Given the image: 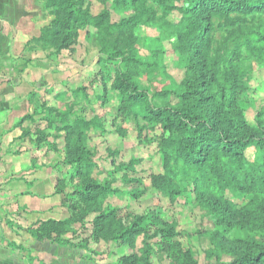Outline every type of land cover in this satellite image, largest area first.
<instances>
[{
  "label": "rangeland",
  "instance_id": "obj_1",
  "mask_svg": "<svg viewBox=\"0 0 264 264\" xmlns=\"http://www.w3.org/2000/svg\"><path fill=\"white\" fill-rule=\"evenodd\" d=\"M72 1L94 18L108 12L112 25L135 13L131 0L119 4L114 0ZM183 1L168 0L165 6L176 9ZM44 6L38 20L43 28L60 21L59 35L54 36L57 42L33 45L25 53L31 55L34 66H49L60 74L49 76V82L35 95V126L29 132L35 165L42 161L49 165L57 190L66 195L69 217L74 216L71 225L52 228L53 237L75 246L63 244L60 257L53 254V264L60 260L61 264H229L255 250L263 237L253 230L255 210L263 207L264 211V201L177 181L167 136L159 126L144 121L145 102L134 104L113 89L119 66L152 103L176 104L175 92L190 65L191 50L173 49L157 26H139L124 34L113 29L105 39L96 35L98 30L91 24L68 37L70 33H65L62 24H70L65 12ZM154 9L156 17H164V21L178 19L175 10L165 15V8ZM225 37L222 30L215 32L214 47L219 53L228 45ZM62 39L71 44L60 50ZM105 49L122 51L123 56L110 61L100 52ZM21 67L20 63L17 68ZM244 81L248 100L242 107L250 122L257 112L264 111V64L253 66ZM91 120L96 126L78 124ZM68 128L75 130L70 138ZM77 155L84 156L90 166L81 170L79 164H70ZM245 157L249 164L264 166V148H250ZM165 181L176 182L181 193L163 195L157 187ZM109 213L122 220L141 218L133 240L109 239L107 228L96 222L97 217ZM163 230L171 237L160 235Z\"/></svg>",
  "mask_w": 264,
  "mask_h": 264
},
{
  "label": "trees",
  "instance_id": "obj_2",
  "mask_svg": "<svg viewBox=\"0 0 264 264\" xmlns=\"http://www.w3.org/2000/svg\"><path fill=\"white\" fill-rule=\"evenodd\" d=\"M125 1L127 0H114L116 4ZM167 1L131 0L135 13L115 25L110 23L108 12L94 18L72 0H48L44 8L65 12L71 24L62 21L65 33H70L68 37L76 36L77 29L87 28L91 24L98 30L96 35L105 39L110 38L113 29L124 34L133 32L139 26H157L171 41L173 49L181 52L190 49V65L175 92L178 99L176 104L152 103L134 85L128 71H121L119 66L113 89L134 104L145 102L144 121L147 125L159 126L167 136L169 160L175 167L174 178L177 181L197 186L203 184L212 191L253 195L263 202L264 166L247 163L245 153L250 148H264V111L257 112L248 122L242 105L248 100L244 79L253 66L264 64V0H184L182 6L176 9L165 6ZM154 7L165 8V15L175 10L178 13L177 21L169 23L163 20L164 17L157 18ZM58 24L61 23L56 20L52 27L41 29L38 37L31 39L25 49L30 50L36 44H55L57 41L54 36L59 35ZM217 30L225 32L224 41L228 44L221 53L214 47ZM70 44L65 39L59 40L60 50L66 49ZM100 52L110 61H118L123 56V52L119 50L105 49ZM34 114L32 109V113L23 117L20 124L28 122L30 127L35 126ZM78 124L88 128L96 126V121H79ZM29 128L23 131L22 137H28L33 142ZM74 133V128H68L67 137L74 136ZM69 162L79 164L81 170L90 166L87 163L89 161L81 155ZM161 184L157 188L167 197L181 193L176 182L165 181ZM94 187L100 189L97 185ZM109 187L106 189L108 192L111 191ZM255 212L256 219L253 222H256V228L253 230L259 234L257 237L261 233L263 237L257 241L255 250L244 253L229 264H264L263 207H258ZM73 217L71 215L63 221L38 223L26 229V232L38 242L49 241L75 248L73 243L63 242L61 237H53L55 229L54 232L52 229L71 225ZM131 219H117L113 213H109L97 217L96 222L107 228L110 240L127 243L139 233L137 228L141 218ZM165 232L163 230L159 233L170 238L171 235H164Z\"/></svg>",
  "mask_w": 264,
  "mask_h": 264
},
{
  "label": "crops",
  "instance_id": "obj_3",
  "mask_svg": "<svg viewBox=\"0 0 264 264\" xmlns=\"http://www.w3.org/2000/svg\"><path fill=\"white\" fill-rule=\"evenodd\" d=\"M46 1L0 0V264H53V254L60 257L65 248L26 232L38 223L69 218L66 195L57 190L49 165H35L32 141L22 137L30 124H20L32 113L33 95L49 76L60 74L34 66L25 53L44 27L38 19Z\"/></svg>",
  "mask_w": 264,
  "mask_h": 264
}]
</instances>
